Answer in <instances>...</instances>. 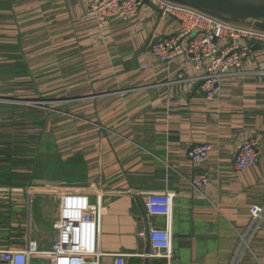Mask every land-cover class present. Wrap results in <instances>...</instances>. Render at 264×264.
Instances as JSON below:
<instances>
[{"label":"crops","instance_id":"1","mask_svg":"<svg viewBox=\"0 0 264 264\" xmlns=\"http://www.w3.org/2000/svg\"><path fill=\"white\" fill-rule=\"evenodd\" d=\"M233 24L255 28L254 21ZM180 26L148 3L99 29L80 0H0V251L20 250L27 238L48 250L59 197L80 194L104 208L102 264L116 254L127 264L231 263L250 208L264 206V78L252 74L264 47L253 44L242 73L226 77L206 100L198 88L174 84L178 73L194 74L186 57L159 63L149 56L152 42ZM44 100L52 101L49 110L24 103ZM44 135L49 147L57 145L61 164L80 163L82 155L85 182L73 178L80 168L48 165L52 179L39 174L53 160ZM249 136L258 139L259 157L236 171L237 145ZM200 143L213 149L195 168L186 154ZM12 162L29 167L11 169ZM197 170L209 177L203 198L186 180ZM13 173L21 177L1 184ZM164 192L174 194L172 257L145 261L148 243L138 233L149 220L163 227L164 219L146 216L143 194ZM249 245L239 264H264V220Z\"/></svg>","mask_w":264,"mask_h":264},{"label":"built area","instance_id":"2","mask_svg":"<svg viewBox=\"0 0 264 264\" xmlns=\"http://www.w3.org/2000/svg\"><path fill=\"white\" fill-rule=\"evenodd\" d=\"M86 16L99 29L110 20H129L144 4L145 0H80ZM163 17H175L181 21L177 34L163 37L149 45V56L159 63H168L186 57L193 75L178 73L174 84H180L187 92L198 88L206 100H213L219 93L222 81L229 76L241 74L245 63L253 54V44L264 47V31L238 26L196 8L173 0H147ZM252 73L264 78V60L255 63ZM147 66L143 64L140 69ZM1 101V100H0ZM213 149L209 143L193 144L187 150V159L198 168ZM259 157L257 137L242 140L233 156L236 171L253 167ZM198 198H203V188L209 183L208 175L195 171L186 179ZM143 210L151 219H164V226L157 227L150 220L139 238L147 240L148 253L145 258L165 259L172 257L171 219L174 194L144 193ZM104 208L91 203L88 196L64 194L59 197L58 216L53 225L56 232L50 248L40 251L37 244L26 239L20 250H1L0 264H32V260H46L48 264H102L104 256L98 249V228ZM251 223L247 231L239 236L240 244L230 264H239L243 253L250 250L249 242L264 220V206L254 205L249 210ZM126 256L112 255V264H127Z\"/></svg>","mask_w":264,"mask_h":264},{"label":"water","instance_id":"3","mask_svg":"<svg viewBox=\"0 0 264 264\" xmlns=\"http://www.w3.org/2000/svg\"><path fill=\"white\" fill-rule=\"evenodd\" d=\"M196 8L205 13L233 22H251L264 20V0H173ZM147 3V0L144 1ZM258 45H256L257 49ZM42 186L57 185V182L35 181ZM147 247L145 253H148ZM146 261V258H144Z\"/></svg>","mask_w":264,"mask_h":264},{"label":"rangeland","instance_id":"4","mask_svg":"<svg viewBox=\"0 0 264 264\" xmlns=\"http://www.w3.org/2000/svg\"><path fill=\"white\" fill-rule=\"evenodd\" d=\"M25 104H28L29 106H33V107H39V104H43L45 106V108H49L51 106V103L52 101L51 100H44L42 101V103H37L35 101H30V102H24ZM49 110V109H47ZM74 115H78V112H73ZM65 118V117H63ZM76 125H74V127L76 128V126H78L77 128H79V132H81V123L80 122H75ZM43 141H45L47 143V147L50 151V154H51V157L53 158L52 161H50L45 167L41 168V170L39 171V174L43 177V178H50L52 179V168H47L48 165H50V167H54L55 169H59L61 166H63L65 169H72V168H80L79 170H81V175L80 176H74L73 178H77L78 180V183L79 181H81L82 179L84 180V182L86 181L87 179V175H86V165L85 163L83 162V157L81 155L80 159V163H76V162H71V163H65V164H61V161H60V155L58 153V149H57V145L56 144H53L52 148L49 147V144L51 142L50 138L46 135H44L42 138H41ZM67 176H69L70 174H66ZM46 207H47V210L48 211H52L53 210V204L51 202H48L46 204ZM36 213V212H35ZM56 233V232H55ZM39 249H42L41 247ZM47 249V248H46ZM32 264H37V261L36 260H32Z\"/></svg>","mask_w":264,"mask_h":264},{"label":"trees","instance_id":"5","mask_svg":"<svg viewBox=\"0 0 264 264\" xmlns=\"http://www.w3.org/2000/svg\"><path fill=\"white\" fill-rule=\"evenodd\" d=\"M215 17H217V16H215ZM217 18H219V17H217ZM220 19H223V18H220ZM228 22H230V23L232 22L233 23V21H228ZM234 23H237V22H234ZM254 27L257 28V29H259V30H261V31H264V20L254 21ZM21 166L22 167H26V168L29 167V165L26 164L25 162L22 163V164H15V162H12L11 165H10V168L11 169H17V168H19ZM1 174H2V170L0 168V176H2ZM17 175H18V173L11 174L10 176H8V179L4 180L1 184H3V185H10L11 182H12V180H14L15 178H20L21 177V176H17Z\"/></svg>","mask_w":264,"mask_h":264}]
</instances>
